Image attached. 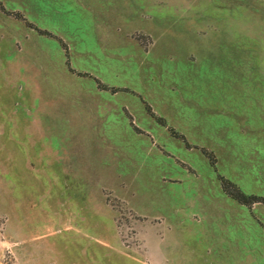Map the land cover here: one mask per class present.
Returning <instances> with one entry per match:
<instances>
[{
  "label": "rangeland",
  "instance_id": "obj_1",
  "mask_svg": "<svg viewBox=\"0 0 264 264\" xmlns=\"http://www.w3.org/2000/svg\"><path fill=\"white\" fill-rule=\"evenodd\" d=\"M0 264H264V0H0Z\"/></svg>",
  "mask_w": 264,
  "mask_h": 264
},
{
  "label": "trees",
  "instance_id": "obj_2",
  "mask_svg": "<svg viewBox=\"0 0 264 264\" xmlns=\"http://www.w3.org/2000/svg\"><path fill=\"white\" fill-rule=\"evenodd\" d=\"M222 186L225 189V191L228 192V194H230L231 196H234L241 203L251 204L256 200H259L255 196H251V195L247 196V195L242 194L239 191H234L233 189L229 187V184H227L225 181H222Z\"/></svg>",
  "mask_w": 264,
  "mask_h": 264
}]
</instances>
